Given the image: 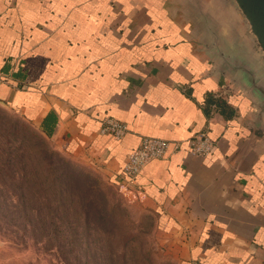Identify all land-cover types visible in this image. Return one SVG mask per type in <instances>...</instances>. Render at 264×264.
Here are the masks:
<instances>
[{"label":"crops","instance_id":"1","mask_svg":"<svg viewBox=\"0 0 264 264\" xmlns=\"http://www.w3.org/2000/svg\"><path fill=\"white\" fill-rule=\"evenodd\" d=\"M251 42L229 0H0V100L149 203L180 264H264V117L216 60ZM145 136L179 148L128 179Z\"/></svg>","mask_w":264,"mask_h":264},{"label":"rangeland","instance_id":"2","mask_svg":"<svg viewBox=\"0 0 264 264\" xmlns=\"http://www.w3.org/2000/svg\"><path fill=\"white\" fill-rule=\"evenodd\" d=\"M42 165L59 174L67 171L75 180L62 175V186L86 189L96 207L87 215L74 209L69 191L62 193L61 184L54 188L50 181L49 210L35 188L49 183L37 178L46 173ZM22 180L26 188L17 187ZM130 188L89 159L61 149L0 103V264H180L168 236L156 227L152 206Z\"/></svg>","mask_w":264,"mask_h":264},{"label":"water","instance_id":"3","mask_svg":"<svg viewBox=\"0 0 264 264\" xmlns=\"http://www.w3.org/2000/svg\"><path fill=\"white\" fill-rule=\"evenodd\" d=\"M222 3L227 0H220ZM242 16L253 52L239 45L218 44L216 60L221 70L253 101L257 117H264V0H229ZM215 35V34H214ZM216 36V35H215ZM221 47V49H220ZM249 50V49H248ZM2 104H6L0 100Z\"/></svg>","mask_w":264,"mask_h":264},{"label":"built area","instance_id":"4","mask_svg":"<svg viewBox=\"0 0 264 264\" xmlns=\"http://www.w3.org/2000/svg\"><path fill=\"white\" fill-rule=\"evenodd\" d=\"M127 132L128 126L125 122L113 117H106L103 119L100 128L101 134L120 139L124 137ZM188 143L190 152L197 156H207L217 146L215 140L205 132L194 135L189 139ZM171 148L178 149L179 144L176 143L172 145L170 140L161 137H143L138 147L127 155L122 166V174L128 179H134L148 162L166 157Z\"/></svg>","mask_w":264,"mask_h":264},{"label":"trees","instance_id":"5","mask_svg":"<svg viewBox=\"0 0 264 264\" xmlns=\"http://www.w3.org/2000/svg\"><path fill=\"white\" fill-rule=\"evenodd\" d=\"M220 104L226 108V104L224 102L223 103L219 102V105ZM219 105H218V107H219ZM43 131H45L47 133V135L49 136V134H50L49 130L47 132L46 129L43 128ZM42 166L46 169V173H44L43 175H37V178H40L41 180L42 179L47 180V181L49 179V183H46V181H43V183L41 185H35V188L38 190L39 195L42 197V202H43V200L45 201L47 199V202L45 203V205L49 210H51V208L48 206V202H49V199L52 195L49 194L50 192L46 193V189L48 188V186H50V184H51L50 181H53L54 188H56V186L58 188V183H60L61 184L60 186L62 187L61 188L62 193L65 191H67V192L69 191V195L71 196L70 204H75V207H73L74 209H76V210L80 209V210L84 211L87 215V212L91 208V206L96 207V204H95L93 197L88 193V191L86 189H79L78 190L74 184H73V187H74V189H73L72 186H70L68 183H67L69 185L68 187L65 188L62 186L64 183L59 182V180L62 179L64 175L66 178L68 177L71 181H73V179H74V177L71 176L69 173H67V171H65V173L63 171V173L61 172L59 174V173H55L54 167H52L50 165L49 166L42 165ZM31 173H32V176L30 177V179L33 180L36 176V175H34V173L37 174L36 169L33 170ZM68 178L66 180H68ZM31 180H29V182ZM35 180H37V179H34L33 181H35ZM20 182H21L20 185L18 183H16L17 187L21 188V187H24L26 185L25 180H22ZM24 188H26V187H24ZM27 188H32V186L29 185V187H27ZM23 194H24V192H23ZM28 194H29V196H33L34 191H28ZM72 195H74V201L72 199ZM97 212H101V207H100V209L98 208Z\"/></svg>","mask_w":264,"mask_h":264}]
</instances>
